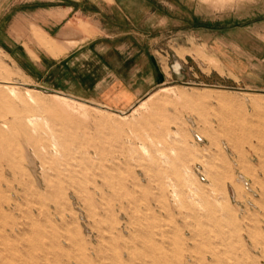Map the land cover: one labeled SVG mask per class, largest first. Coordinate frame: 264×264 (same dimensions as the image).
<instances>
[{"label": "rangeland", "instance_id": "rangeland-1", "mask_svg": "<svg viewBox=\"0 0 264 264\" xmlns=\"http://www.w3.org/2000/svg\"><path fill=\"white\" fill-rule=\"evenodd\" d=\"M133 18L181 66L122 113L24 84L0 49V264H264V0H141Z\"/></svg>", "mask_w": 264, "mask_h": 264}, {"label": "crops", "instance_id": "crops-1", "mask_svg": "<svg viewBox=\"0 0 264 264\" xmlns=\"http://www.w3.org/2000/svg\"><path fill=\"white\" fill-rule=\"evenodd\" d=\"M42 1L11 0L2 11L7 18L0 24V49L16 66L24 84L94 101L122 113L163 83L168 74L179 71L180 61L177 69L170 63L172 68L164 69L155 61L148 42L139 44L133 17L141 0ZM123 11L125 19L120 15ZM124 32L129 35L123 36ZM223 61L228 72L252 82V66L245 55H231ZM161 94L191 103L212 97L211 93L176 87H165ZM221 97L217 94L215 98Z\"/></svg>", "mask_w": 264, "mask_h": 264}, {"label": "bare ground", "instance_id": "bare-ground-1", "mask_svg": "<svg viewBox=\"0 0 264 264\" xmlns=\"http://www.w3.org/2000/svg\"><path fill=\"white\" fill-rule=\"evenodd\" d=\"M16 83V82H15ZM183 94H184V92H183ZM180 95H181V92H180ZM187 95V94H186ZM191 95V94H190ZM192 95H194V94H192ZM191 95V96H192ZM198 95H199V93H198ZM183 96V95H182ZM180 98H181V96H179ZM191 98V97H190ZM202 98V97H201ZM182 99V98H181ZM194 99V98H193ZM200 100V99H199ZM195 139L197 140V141H200V140H202L203 139V136L200 134V133H198V132H195ZM28 156V155H27ZM32 166V165H31ZM239 176V175H238ZM216 179V178H215ZM238 182H241L246 188H250V185H249V181H248V178L246 177V176H239V178H238ZM215 192V191H214ZM227 193H228V196L229 197H231V196H233V191H232V188L231 187H229V188H227ZM188 200V199H187Z\"/></svg>", "mask_w": 264, "mask_h": 264}, {"label": "water", "instance_id": "water-1", "mask_svg": "<svg viewBox=\"0 0 264 264\" xmlns=\"http://www.w3.org/2000/svg\"><path fill=\"white\" fill-rule=\"evenodd\" d=\"M177 66H178V63H175V64L172 65V67L175 68V69L177 68Z\"/></svg>", "mask_w": 264, "mask_h": 264}]
</instances>
